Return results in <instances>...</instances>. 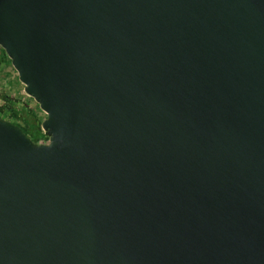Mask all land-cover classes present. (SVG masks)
<instances>
[{
  "label": "water",
  "instance_id": "water-1",
  "mask_svg": "<svg viewBox=\"0 0 264 264\" xmlns=\"http://www.w3.org/2000/svg\"><path fill=\"white\" fill-rule=\"evenodd\" d=\"M0 48V264H264V0H0Z\"/></svg>",
  "mask_w": 264,
  "mask_h": 264
},
{
  "label": "rangeland",
  "instance_id": "rangeland-1",
  "mask_svg": "<svg viewBox=\"0 0 264 264\" xmlns=\"http://www.w3.org/2000/svg\"><path fill=\"white\" fill-rule=\"evenodd\" d=\"M3 53L0 48V110L3 111L0 113V119L14 125L21 124L19 113L23 108L26 112L35 115L40 129V123L45 119V115L39 110L38 105L25 95L23 85L18 81L16 72L11 67L6 55L3 56ZM46 142L45 139L42 143Z\"/></svg>",
  "mask_w": 264,
  "mask_h": 264
},
{
  "label": "trees",
  "instance_id": "trees-1",
  "mask_svg": "<svg viewBox=\"0 0 264 264\" xmlns=\"http://www.w3.org/2000/svg\"><path fill=\"white\" fill-rule=\"evenodd\" d=\"M4 56V53H3ZM22 111L19 113L21 116V124H15L23 133L25 136H27L30 141L33 144H40L45 139L47 140V137L44 133H42L37 125V121L35 119V115L26 112L23 108H21ZM3 112L0 110V113ZM18 114V113H17ZM14 125V124H13Z\"/></svg>",
  "mask_w": 264,
  "mask_h": 264
},
{
  "label": "flooded vegetation",
  "instance_id": "flooded-vegetation-1",
  "mask_svg": "<svg viewBox=\"0 0 264 264\" xmlns=\"http://www.w3.org/2000/svg\"><path fill=\"white\" fill-rule=\"evenodd\" d=\"M40 144H44V143H40Z\"/></svg>",
  "mask_w": 264,
  "mask_h": 264
}]
</instances>
